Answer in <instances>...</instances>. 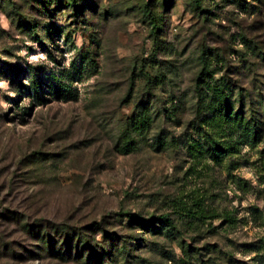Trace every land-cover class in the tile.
I'll return each mask as SVG.
<instances>
[{
	"label": "rangeland",
	"instance_id": "obj_1",
	"mask_svg": "<svg viewBox=\"0 0 264 264\" xmlns=\"http://www.w3.org/2000/svg\"><path fill=\"white\" fill-rule=\"evenodd\" d=\"M0 264H264V0H0Z\"/></svg>",
	"mask_w": 264,
	"mask_h": 264
},
{
	"label": "trees",
	"instance_id": "obj_2",
	"mask_svg": "<svg viewBox=\"0 0 264 264\" xmlns=\"http://www.w3.org/2000/svg\"><path fill=\"white\" fill-rule=\"evenodd\" d=\"M126 216L130 219V220H137L138 223L140 224H144L145 222L148 223V224H151L153 225V222L155 221H159V222H162V223H166L168 225H171L172 223L170 222L168 216L162 214V215H158V216H154V217H149V218H146V219H142V218H139V217H135L133 216L132 214L128 213L126 214Z\"/></svg>",
	"mask_w": 264,
	"mask_h": 264
}]
</instances>
